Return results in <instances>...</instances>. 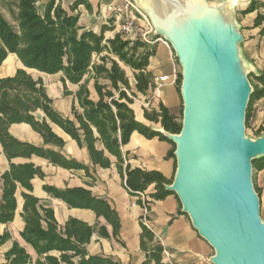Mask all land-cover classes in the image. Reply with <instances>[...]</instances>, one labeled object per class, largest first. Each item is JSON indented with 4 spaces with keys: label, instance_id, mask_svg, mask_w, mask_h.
<instances>
[{
    "label": "trees",
    "instance_id": "obj_1",
    "mask_svg": "<svg viewBox=\"0 0 264 264\" xmlns=\"http://www.w3.org/2000/svg\"><path fill=\"white\" fill-rule=\"evenodd\" d=\"M2 1V0H0ZM39 0H14L9 4L16 9L15 25L2 13L0 5V67L9 55H16L22 63L12 76L0 78V143L4 153L11 161L15 158L30 159L33 156L47 160L55 167L67 170H83L93 178L90 167L76 159H69L60 151L45 146L63 149L65 141L58 136L52 125L61 129L77 145L87 149L93 167L108 169L112 163L110 157L117 159V168L125 180L126 189L132 196L145 193L150 186H155L151 200L146 203L150 210L154 201L166 199L173 193L166 187L173 179L166 178L158 171L132 168L126 164L129 154L123 152L137 132L152 139L158 137L173 145L168 158L175 160V146L162 134L154 131L155 126L171 134H179L182 121L163 104L158 108L151 105L144 108L147 125L136 118L133 106L138 95L149 97L154 90V76L148 71L150 58L156 53L141 40H125L120 34L113 39H106L105 32L112 27L104 26L100 34L80 26V16L76 13L80 5L91 6L84 0H78L69 9H65L59 0H50L43 8ZM5 7V2H3ZM264 2L253 0L242 15L258 12L253 21V28L260 29L264 38ZM95 57L99 60L96 62ZM110 64V68L107 65ZM121 65L134 71L132 87L129 77ZM27 70L47 75L63 74L64 96L73 93L67 83L78 85L74 94L77 104L72 107V119L63 117L53 107V100L41 78L35 79ZM254 92L247 112L246 127L249 128L250 110L255 100L264 98V71L260 75L249 76ZM94 81L97 100H93L89 82ZM177 89L180 92L181 74L177 76ZM14 124H27L38 133L44 146H35L20 142L10 133ZM257 137L264 134V128L255 130ZM102 146L103 149H100ZM254 171L264 169V158L253 162ZM176 170V161H175ZM44 179L41 168L32 163L16 165L11 163L0 180L3 202L0 205V224L14 221L17 210L16 193L22 189L23 209L21 217L24 228L20 232L23 242L32 248L34 260L26 248L19 242L5 254L6 264H120L111 258L91 255L88 252L95 234L105 239H117L120 220L117 212L105 200L96 198L84 188L58 189L44 185L43 190L52 198L61 200L71 209L93 211L98 221L91 226L83 221L70 218L60 225L54 210L43 200L34 195L32 181ZM255 180V179H254ZM261 199V193L256 188ZM143 206L142 201L138 202ZM103 218L112 227L110 234L106 226L101 225ZM142 227L141 247L146 252L143 264L163 263L164 248L154 243V233L140 218ZM9 232L0 235V246L11 240Z\"/></svg>",
    "mask_w": 264,
    "mask_h": 264
},
{
    "label": "water",
    "instance_id": "obj_2",
    "mask_svg": "<svg viewBox=\"0 0 264 264\" xmlns=\"http://www.w3.org/2000/svg\"><path fill=\"white\" fill-rule=\"evenodd\" d=\"M132 1L182 69V130L154 127L175 146L176 170L167 191L213 248V264H264L253 166L264 158V134L246 136L254 92L249 76L260 74L243 56L235 8L208 0Z\"/></svg>",
    "mask_w": 264,
    "mask_h": 264
},
{
    "label": "crops",
    "instance_id": "obj_3",
    "mask_svg": "<svg viewBox=\"0 0 264 264\" xmlns=\"http://www.w3.org/2000/svg\"><path fill=\"white\" fill-rule=\"evenodd\" d=\"M14 0H6L5 9L2 8V13L5 18L15 25L14 12L16 9L9 4ZM50 0H39L38 6L43 8ZM78 0H59L65 9H69ZM90 6L80 5L76 11L80 16L79 24L86 30L100 34L104 26L112 27V30L105 32L106 39H113L118 35V25L116 21H125L127 19H136L138 14L133 11H126L125 7L132 0H84ZM212 3H228L236 10V18L242 27L238 15L242 9L248 7L253 0H208ZM264 2V0H259ZM4 2V1H3ZM134 4V3H133ZM264 13L263 10L260 11ZM258 12L248 14L252 22L256 18ZM144 24L137 21V33L143 32ZM260 32V29L257 28ZM242 33V30H241ZM244 36V35H243ZM264 43V38H260ZM156 53L150 58L148 71L153 76H169L173 78L174 72H177V64L174 60L173 50L166 46L157 43L155 46ZM16 55H9L7 59ZM96 58V57H95ZM6 59V60H7ZM16 59L17 56H16ZM99 59L97 58L96 61ZM6 62V61H5ZM5 62L0 67V78L12 76L18 69L24 68L22 63L14 60L11 67H5ZM264 63V61H263ZM110 64L107 65L110 68ZM126 74L131 77V84L134 88L135 83L132 79L134 71L121 65ZM255 68V67H254ZM257 69L255 68V71ZM28 73L36 72L27 70ZM264 71V66L260 68L261 74ZM38 73V72H37ZM46 76L44 73H38ZM62 74V73H59ZM131 74V76L129 75ZM57 75V74H56ZM63 77V76H62ZM42 80L43 78L40 77ZM62 79V78H61ZM44 82V80H43ZM45 85V83H44ZM48 95L53 100V107L65 118L72 117V107L77 104L74 94L78 91L79 86L67 83V88L73 93L71 96H64L63 88L56 92L54 89H49L45 85ZM89 89L93 100H97V94L94 89V81L89 82ZM75 89V90H73ZM153 91L149 97L138 95L133 106L136 118L147 124L144 119L145 104L150 101L151 106L158 108L163 104L173 114L177 115L180 104V95L176 84L165 85L161 92L154 98ZM249 126L253 129L260 127L264 128V98L255 100L250 110ZM159 127V126H155ZM53 131L65 141L63 149L53 146H45L56 151H60L69 159H76L82 164L90 167V173L93 178L86 175L83 170H67L60 167H55L47 160L33 156L30 159L15 158L11 161L4 153L0 143V180L2 175L9 170L10 164H27L32 163L36 167L41 168L45 174V178H35L32 181L34 186V195L54 210L55 217L60 225H64L70 218H75L83 221L91 226H94L98 221L96 214L91 210L71 209L61 200L52 198L44 190L43 186L48 185L58 189H74L84 188L92 193L96 198L105 200L117 212L120 220V230L117 239H105L95 234L88 245V252L91 255H99L111 258L113 261L120 264H143L146 261V252L141 247L142 227L140 218L144 217L145 225L154 233V243L160 244L164 248L163 263L165 264H213L211 258L215 255L213 248L199 235L194 229L188 215L183 213L182 206L178 197L175 194L168 196L161 201H154L151 204L148 214L144 216V209L138 202L142 198L140 195L132 196L126 189L125 180L120 175L117 168V159L110 157L111 167L103 169L93 167L87 149H81L75 141L66 135L61 129L52 125ZM9 133L18 141L30 143L35 146H44L42 137L32 130L27 124H14L9 128ZM103 149L102 146H99ZM173 150V145L169 142L162 141L158 137L148 139L139 133L135 132L130 142L123 147V152L129 154V160L126 164H130L132 168H140L147 171H158L166 178L172 179L175 174V160L168 158L169 153ZM255 187L261 193V200L264 202V169L256 170ZM155 192V186L152 185L144 193L147 202L151 200L150 195ZM22 189L19 188L16 193L17 210L14 221L9 224H0V235L9 232L11 240L0 246V264H6L5 254L13 247L14 242H19L26 248L29 254L36 259V255L32 248L27 246L21 239L20 232L24 228V221L21 217L23 209V199L21 196ZM3 192L0 189V205L3 200ZM152 201V200H151ZM101 225L106 226L108 232L112 234V227L106 223L103 218L99 219ZM154 264V263H153Z\"/></svg>",
    "mask_w": 264,
    "mask_h": 264
},
{
    "label": "rangeland",
    "instance_id": "obj_4",
    "mask_svg": "<svg viewBox=\"0 0 264 264\" xmlns=\"http://www.w3.org/2000/svg\"><path fill=\"white\" fill-rule=\"evenodd\" d=\"M3 1L6 2V0H2V1H0V5L2 8L5 9ZM238 19L242 25V34L244 35V38H245L244 43L241 45L243 56L245 57V59L248 62L252 63V65L257 69L256 72L258 73V72H260V68H262L264 66V63H263V61H264V43L260 39L261 38L260 32L257 29L253 28V22L250 19V16L248 17V15H242L240 13L238 15ZM155 39H156V37H154V40ZM157 43L162 44L161 42L158 41L152 47H154ZM170 49L172 50L171 46H170ZM173 56H174V60L177 64V74H179L182 72V69H181V67H180V65H179V63L175 57L174 52H173ZM14 60H12L11 66L13 65ZM96 60H97V58H95V61ZM16 61L19 62V60H17V59H16ZM30 74L35 79L42 77L45 85H47L49 87V89H54V91H56V92H59L62 88L64 90V85L61 81L63 74H57L54 76L41 75V74H38L37 72H30ZM129 75L131 76V74H129ZM73 90H75V89H73ZM178 93L180 95L179 91H178ZM177 116L179 117V121L181 122L183 119V103H182L181 97H180V104L178 107ZM255 130H257V129H253L251 127L247 128L246 129V136L250 139L255 140L257 138V136L255 134ZM254 175H255V172H254ZM254 182H255V180H254ZM261 218H262V220H264V202L262 200H261Z\"/></svg>",
    "mask_w": 264,
    "mask_h": 264
},
{
    "label": "built area",
    "instance_id": "obj_5",
    "mask_svg": "<svg viewBox=\"0 0 264 264\" xmlns=\"http://www.w3.org/2000/svg\"><path fill=\"white\" fill-rule=\"evenodd\" d=\"M126 11L133 10L138 14V18L136 19H127L125 21L120 20V22L117 20L116 24L118 25L116 28H118V33L125 39V40H141L150 47H152L156 42H161L163 45H165L167 48L170 49V44L162 39L157 38L154 40V30L150 24L149 19L146 15H144L132 2H128L126 7ZM141 21L144 24L143 32H140V34L137 33V21ZM177 72H174L173 78H170L169 76H161L154 78V84L155 88L153 90V97L154 98L157 94H159L162 90V88L167 84H176L177 82ZM151 102L148 101L145 104V107L148 108L150 106ZM139 195L142 198L143 203V209H144V216L148 214V208H147V198L145 197L144 193H139ZM144 223H146L144 219Z\"/></svg>",
    "mask_w": 264,
    "mask_h": 264
},
{
    "label": "bare ground",
    "instance_id": "obj_6",
    "mask_svg": "<svg viewBox=\"0 0 264 264\" xmlns=\"http://www.w3.org/2000/svg\"><path fill=\"white\" fill-rule=\"evenodd\" d=\"M14 59L16 60V56H13V57H10L9 59H7L5 62V67H11L12 60H14Z\"/></svg>",
    "mask_w": 264,
    "mask_h": 264
}]
</instances>
